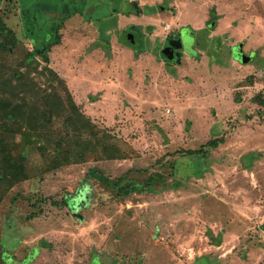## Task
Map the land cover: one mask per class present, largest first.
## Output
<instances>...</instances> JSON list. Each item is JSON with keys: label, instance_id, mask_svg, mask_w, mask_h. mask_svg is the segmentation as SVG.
<instances>
[{"label": "rangeland", "instance_id": "obj_1", "mask_svg": "<svg viewBox=\"0 0 264 264\" xmlns=\"http://www.w3.org/2000/svg\"><path fill=\"white\" fill-rule=\"evenodd\" d=\"M0 16L17 39L0 50V94L18 75L64 106L68 91L122 149L52 170L32 148L0 201V264H264V116L251 101L264 96V0H0ZM165 43L175 59L159 56ZM29 194L69 209L30 219Z\"/></svg>", "mask_w": 264, "mask_h": 264}, {"label": "trees", "instance_id": "obj_2", "mask_svg": "<svg viewBox=\"0 0 264 264\" xmlns=\"http://www.w3.org/2000/svg\"><path fill=\"white\" fill-rule=\"evenodd\" d=\"M16 43V36L0 16V50L15 48ZM33 57L32 53L25 56L31 61ZM47 72L50 79L57 78L55 71L48 69ZM17 78H20L18 88H6L0 94V201L3 194L26 179L24 164L32 148L39 152L42 160L48 162L45 167L52 170L76 159L81 160L89 149L95 150L97 147L109 152L108 158L118 159L121 156L122 149L108 144L107 132L96 127L81 113L67 90L64 106L63 99L56 92H47L48 86L40 88L29 75L24 78L18 75ZM57 80L58 84H63L59 77ZM20 88H24L23 96ZM251 101L257 105L256 111L260 110L264 116V96L257 94ZM25 104H28L27 111ZM220 142L222 138L212 139L194 152L202 153L205 146L216 148ZM152 182L150 176L145 188H149ZM20 198L19 193L11 197V210ZM25 199L32 210L28 215L30 219L45 217L42 215L43 206L48 207L51 213H61L62 208L69 209L65 197L55 199L29 194ZM12 222L13 218L9 215L6 226H12Z\"/></svg>", "mask_w": 264, "mask_h": 264}, {"label": "water", "instance_id": "obj_3", "mask_svg": "<svg viewBox=\"0 0 264 264\" xmlns=\"http://www.w3.org/2000/svg\"><path fill=\"white\" fill-rule=\"evenodd\" d=\"M166 8V6H160V10ZM214 21L211 22L209 24V28H212L214 26ZM241 47V44H237L235 46L232 47V52H233V58H236L239 62L241 63H246L247 62V59L245 56H242L241 53L237 52V50ZM174 47L172 45H168L167 47H164L162 48L160 51H159V56L162 58V59H167V60H171V59H175L176 58V53H174ZM249 58V57H247Z\"/></svg>", "mask_w": 264, "mask_h": 264}, {"label": "flooded vegetation", "instance_id": "obj_4", "mask_svg": "<svg viewBox=\"0 0 264 264\" xmlns=\"http://www.w3.org/2000/svg\"><path fill=\"white\" fill-rule=\"evenodd\" d=\"M180 30H181V29H179V31H178L177 37L179 36V37L181 38V37H182V34H181ZM192 37H193V41H192V42L189 41V43H192V45H195V46L198 45L197 37H194V35H193ZM182 41H183V40H182ZM182 44H183V43H182ZM168 45H170V44H169V43H165L164 45H162L161 48L158 50V54H159V51H160L162 48L167 47ZM187 45H188V44H187ZM190 46H191V45H190ZM184 48H185V46H184V44H183V45L181 46L182 51H185ZM173 49H174V48H173ZM219 50H221V48H219ZM231 52H232V47H231ZM237 52L241 53L242 56H245L246 59H247V62L250 61V59L247 58L248 55L243 51L242 46L237 50ZM174 53H175V50H174ZM232 54H233V52H232ZM247 62H246V63H247ZM239 63H241V62H239ZM246 63H244V64H246ZM242 64H243V63H242Z\"/></svg>", "mask_w": 264, "mask_h": 264}]
</instances>
